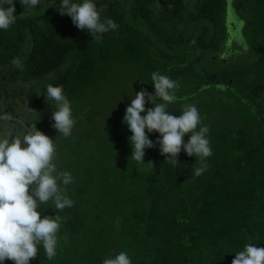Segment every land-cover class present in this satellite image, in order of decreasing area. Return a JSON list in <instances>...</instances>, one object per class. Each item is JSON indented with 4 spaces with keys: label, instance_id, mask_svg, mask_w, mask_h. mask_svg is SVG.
I'll use <instances>...</instances> for the list:
<instances>
[{
    "label": "trees",
    "instance_id": "obj_1",
    "mask_svg": "<svg viewBox=\"0 0 264 264\" xmlns=\"http://www.w3.org/2000/svg\"><path fill=\"white\" fill-rule=\"evenodd\" d=\"M14 3L15 23L0 30V116L13 117L0 119V138L35 125L73 178L72 207L37 209L61 217L57 255L47 259L41 245L29 264H103L119 252L132 264H231L248 243L264 248V0H93L101 20L118 25L99 42L59 14L60 0ZM230 14L244 27L239 49ZM153 72L179 85L170 114L195 105L197 131L209 128L212 155L199 176V158L183 149L176 166L158 144L143 163L131 157L122 121L136 92L154 94ZM49 84L70 101L68 137L52 127Z\"/></svg>",
    "mask_w": 264,
    "mask_h": 264
},
{
    "label": "clouds",
    "instance_id": "obj_2",
    "mask_svg": "<svg viewBox=\"0 0 264 264\" xmlns=\"http://www.w3.org/2000/svg\"><path fill=\"white\" fill-rule=\"evenodd\" d=\"M21 2L32 8L39 0ZM59 7V14L70 17L73 25L87 31L92 41L99 42L102 34L118 28L110 18L101 20L93 0H82L81 3L60 0ZM14 12V0H0V30H7L15 23L17 16ZM13 64L22 67L19 59H14ZM151 80L154 94L143 89L136 92L122 121L131 132V157L143 163L144 150L158 144L160 154L176 166L178 154L183 149L187 156L199 158L196 163L201 166L195 168V175H201L207 170L206 158L212 155L207 138L209 128L205 125L197 131L201 116L195 105H184L179 115L170 114L167 110V105L177 99L175 92L179 85L175 80L160 72H153ZM46 99L55 104L52 127L58 134L70 136L75 121L63 87L47 85ZM146 102L153 105L147 111L144 107ZM0 119L11 121L13 117L5 114ZM146 129L148 133L159 134L155 142L148 138ZM186 134H190V138L185 143L183 137ZM55 151L54 141L38 131L35 125L22 138L12 135L0 138V264L6 259L13 264H29L36 258L41 245L47 259L52 260L57 255L61 217L44 216L42 219L41 212L37 211L49 200L53 201L56 210L70 208L74 203L65 191L66 186L73 183V178L67 171L57 170L53 163ZM148 164L152 169L153 164ZM103 264H132V261L126 252H119L106 257ZM231 264H264V248L248 243L236 253Z\"/></svg>",
    "mask_w": 264,
    "mask_h": 264
},
{
    "label": "rangeland",
    "instance_id": "obj_3",
    "mask_svg": "<svg viewBox=\"0 0 264 264\" xmlns=\"http://www.w3.org/2000/svg\"><path fill=\"white\" fill-rule=\"evenodd\" d=\"M228 23L230 25V28L228 29L230 31V35L232 36L233 38V42L236 44L237 48L239 49L242 42H241V39L240 37L244 35V32H243V25H241V22H239L237 20V18L234 16L232 17V14L229 15V19H228ZM250 53H254V54H257L256 52L250 50ZM253 59V60H261L263 59V57L261 55H259L257 58L256 57H250V60ZM120 82H123V81H120ZM115 91H111V93H114Z\"/></svg>",
    "mask_w": 264,
    "mask_h": 264
}]
</instances>
